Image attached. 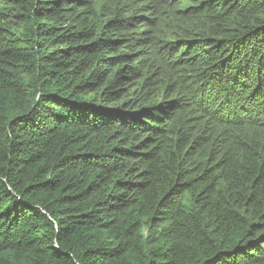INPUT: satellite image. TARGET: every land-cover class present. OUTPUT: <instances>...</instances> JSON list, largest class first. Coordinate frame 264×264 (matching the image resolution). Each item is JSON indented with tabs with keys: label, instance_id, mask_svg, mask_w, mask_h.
I'll return each instance as SVG.
<instances>
[{
	"label": "trees",
	"instance_id": "1",
	"mask_svg": "<svg viewBox=\"0 0 264 264\" xmlns=\"http://www.w3.org/2000/svg\"><path fill=\"white\" fill-rule=\"evenodd\" d=\"M0 264H264V0H0Z\"/></svg>",
	"mask_w": 264,
	"mask_h": 264
}]
</instances>
